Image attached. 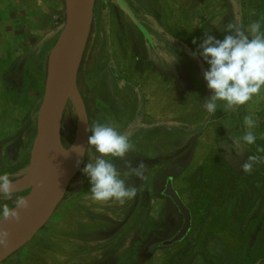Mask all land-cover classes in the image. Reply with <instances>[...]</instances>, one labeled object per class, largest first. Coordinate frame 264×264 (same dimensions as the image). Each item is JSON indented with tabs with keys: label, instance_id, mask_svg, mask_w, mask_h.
Listing matches in <instances>:
<instances>
[{
	"label": "rangeland",
	"instance_id": "1",
	"mask_svg": "<svg viewBox=\"0 0 264 264\" xmlns=\"http://www.w3.org/2000/svg\"><path fill=\"white\" fill-rule=\"evenodd\" d=\"M121 1L150 37L117 0L95 1L75 74L86 116L71 91L62 117V141L76 161L72 181L49 222L0 264H257L264 258V90L237 110L218 102L208 114V65L194 58L192 40L205 33L222 40L229 23L264 24V0ZM74 5L0 0V173L9 175L16 197L33 193L49 57ZM250 114L257 140L232 150V137L247 131L243 120ZM97 122L127 135L134 146L127 160L145 166L137 177L116 161L121 178L136 188L123 204L95 201L81 171L90 153L75 149L88 147V128ZM249 156L259 161L250 174L242 170ZM169 178L192 212V227L179 244L148 253L150 243L172 239L184 224L165 195ZM34 201L39 214L41 195Z\"/></svg>",
	"mask_w": 264,
	"mask_h": 264
},
{
	"label": "clouds",
	"instance_id": "2",
	"mask_svg": "<svg viewBox=\"0 0 264 264\" xmlns=\"http://www.w3.org/2000/svg\"><path fill=\"white\" fill-rule=\"evenodd\" d=\"M225 32L222 40L208 33L203 34L199 41L192 40L196 45L194 58L199 57L208 65L203 78L211 95L205 98L203 106L210 115L217 112L218 102H222L225 109L234 111L264 90V24L257 20L245 29L242 25L229 23ZM243 125L247 131L232 137V150H242L257 140L254 134L256 117L253 114L245 116ZM88 131L91 133L88 147L76 148L75 151L83 156L85 152L90 153V159L81 171L89 181L92 198L99 202L117 201L121 204L131 200L136 195V188L127 185L121 178L116 161L125 163L129 172L137 177L143 174L145 166L141 163L132 167L127 160L134 147L129 137L109 123H94ZM70 150L69 146L66 151ZM258 162L256 157L249 156L242 170L250 174L253 165ZM79 163L77 161V165ZM9 200L13 201L14 207L0 203V221L19 220L17 210L28 207L26 198L15 196L9 175L0 173V202ZM7 236V232L0 231V245L6 243Z\"/></svg>",
	"mask_w": 264,
	"mask_h": 264
},
{
	"label": "water",
	"instance_id": "3",
	"mask_svg": "<svg viewBox=\"0 0 264 264\" xmlns=\"http://www.w3.org/2000/svg\"><path fill=\"white\" fill-rule=\"evenodd\" d=\"M95 1L74 0L73 11L50 54L46 92L39 111L34 152L35 155L37 149H40L39 173L41 184L39 189L41 192L39 191L40 194L37 193L35 196L36 199L41 195L40 213L31 221L14 230L6 231L4 229L5 223L0 227V231L8 233L6 243L0 245V263L22 249L48 223L63 201L73 178V162L68 156L67 149L62 141L61 125L63 112L71 91L79 99L83 115L86 116L83 99L75 86V74L87 47L93 23ZM117 1L122 9L144 31L128 7L121 0ZM144 33L148 38L150 37L146 31ZM64 77L70 85L69 94L65 98L59 99L58 85ZM29 186H31L30 183ZM22 190L19 189L17 192ZM32 192L26 197L28 203L35 200L34 191ZM166 195L173 200L184 217V224L181 231L172 239L161 243V247H171L179 244L187 237L192 227V213L173 187L172 179L168 181Z\"/></svg>",
	"mask_w": 264,
	"mask_h": 264
},
{
	"label": "bare ground",
	"instance_id": "4",
	"mask_svg": "<svg viewBox=\"0 0 264 264\" xmlns=\"http://www.w3.org/2000/svg\"><path fill=\"white\" fill-rule=\"evenodd\" d=\"M67 82L68 81H67L66 77H64L62 79V81L60 82V84L58 85V96H59V99L65 98L69 94V89L70 88H69ZM67 154H68V152H67ZM68 156L70 157L69 154H68ZM70 159H71V161L73 163H76L75 159H72V158H70ZM39 161H40V149L38 148L36 154L33 157L32 165H31L32 169H33V172L35 174L33 177L31 176L32 178L30 179V185H31V187L33 188V191H34V199H35V196L37 195V193L40 194L39 193V191H40L39 188H40V184H41V182H40L41 179H40V176L38 177L36 175V174L39 175ZM30 172H32V171H30ZM22 210H24L23 213L20 212ZM20 211H19L20 213L18 212L19 213V220L10 219V221L5 222L4 229L6 231L14 230L15 228H17V227H19V226L31 221L32 219H34L36 217V215L38 214L37 201L29 202L28 203V207L24 208V209H20Z\"/></svg>",
	"mask_w": 264,
	"mask_h": 264
},
{
	"label": "crops",
	"instance_id": "5",
	"mask_svg": "<svg viewBox=\"0 0 264 264\" xmlns=\"http://www.w3.org/2000/svg\"><path fill=\"white\" fill-rule=\"evenodd\" d=\"M190 162H191V160L188 162V164H183V165H181L180 164V167H181V170H184V169H187V167L189 166V164H190ZM169 179H172V178H169ZM169 179H168V181H169ZM72 181V180H71ZM168 181H167V184H168ZM172 181H173V179H172ZM167 184H166V188H167ZM70 186V185H69ZM173 187L175 188V186H174V181H173ZM175 190H176V188H175ZM68 191V190H67ZM177 191V190H176ZM20 193H18V194H22V193H24L23 191H19ZM178 192V191H177ZM179 193V192H178ZM29 194V193H28ZM27 194V195H28ZM27 195H25L24 196V198H26L27 197ZM165 195H166V189H165ZM179 195H180V193H179ZM167 196V195H166ZM167 197H169V196H167ZM180 197H181V195H180ZM65 198V197H64ZM170 198V197H169ZM182 198V197H181ZM171 199V198H170ZM64 200V199H63ZM172 200V199H171ZM182 200H183V198H182ZM173 201V200H172ZM184 201V200H183ZM3 202H6V203H8V204H10V202H7V201H3ZM62 203V202H61ZM61 203H60V205H61ZM174 203V202H173ZM185 203V202H184ZM59 205V206H60ZM58 206V207H59ZM176 206V205H175ZM178 209V208H177ZM58 210V208L56 209V211ZM55 211V212H56ZM191 211V210H190ZM21 213H23L24 212V210H22V211H20ZM19 212V213H20ZM54 212V213H55ZM18 213V214H19ZM192 213V212H191ZM192 219H193V217H192ZM7 221H10V219L9 220H3V221H0V224H1V222H2V224H4L5 222H7ZM49 222V221H48ZM176 236V235H175ZM174 236V237H175ZM168 241V240H167ZM163 242H165V241H162V242H155V243H150V245L146 248V252H148V253H151V252H155V251H157L158 249H159V247H161L160 246V244L161 243H163ZM94 262V261H93ZM92 262V264H94ZM14 264H24V262H21V261H17L16 263H14Z\"/></svg>",
	"mask_w": 264,
	"mask_h": 264
},
{
	"label": "trees",
	"instance_id": "6",
	"mask_svg": "<svg viewBox=\"0 0 264 264\" xmlns=\"http://www.w3.org/2000/svg\"><path fill=\"white\" fill-rule=\"evenodd\" d=\"M237 13L239 14L240 13V10L239 8H237ZM17 194V193H16ZM28 194V193H27ZM257 264H264V258L261 259Z\"/></svg>",
	"mask_w": 264,
	"mask_h": 264
}]
</instances>
